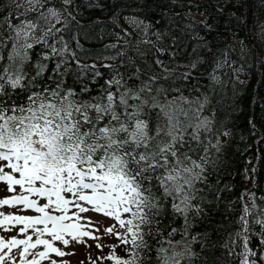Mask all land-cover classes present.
Masks as SVG:
<instances>
[{"label": "trees", "instance_id": "1", "mask_svg": "<svg viewBox=\"0 0 264 264\" xmlns=\"http://www.w3.org/2000/svg\"><path fill=\"white\" fill-rule=\"evenodd\" d=\"M46 7L61 10L64 17L48 44L67 50L53 53L42 44L30 50L27 80L36 76L38 63L47 66L32 90L60 85L77 98L90 99L101 95L108 81L121 79V91L132 89L147 100L142 116L151 128L167 122L153 104L171 105L165 110L187 127L195 150L190 155L208 161L192 201L200 211H189L186 234L184 217L169 204L162 233L145 237L151 251L139 250L143 264H159L156 249L172 228L180 230L171 237L181 242L176 250L187 246L195 254L181 264H240L237 254L245 235L258 264H264L259 260L264 231L255 222L264 218V5L252 7L249 0H72L68 5L48 0ZM28 8L26 0H0V20L19 24L31 19L39 23L40 36L48 25ZM11 34L6 25L0 28L6 43L0 64L8 63ZM26 95L21 91L18 101L23 103ZM204 120L209 123L199 129L200 140H192ZM246 207L247 232L241 219ZM117 249L125 257V246Z\"/></svg>", "mask_w": 264, "mask_h": 264}, {"label": "snow or ice", "instance_id": "2", "mask_svg": "<svg viewBox=\"0 0 264 264\" xmlns=\"http://www.w3.org/2000/svg\"><path fill=\"white\" fill-rule=\"evenodd\" d=\"M26 3L27 10L38 11V20H43L48 27L37 36L40 25L31 19L19 24L7 17L0 20V28L6 25L12 33L7 37L11 42L8 63L0 64V183L14 193L0 199V207L22 206L21 210H32L38 215L0 212V227L8 231L9 226L19 225L18 235L24 237L8 240L0 237V264H16L13 249L18 250L20 264H41L44 260L57 264L50 259V253L59 257L71 253H65L54 242L67 247L70 240L76 243H86L85 238L99 240L94 234L99 229L90 220L87 224L81 223L88 218L80 214L89 211L113 219L116 223L104 232L120 242L109 245L111 253L98 259H107L113 264H143L139 250L151 251L145 237L162 233L161 218L167 214L169 204L174 213L184 217L186 234L189 211L193 208L200 211L192 201L196 199L195 183L205 179L204 165L208 161L206 157L198 161L190 155L195 150L186 138L187 127L171 111L165 110L171 105L153 104L165 113L167 122L151 128L142 116L147 100H142L140 93L132 89L121 91V79L108 81L102 94L90 99L77 98L72 89L64 90L60 85L56 89L32 90L36 77L47 66L38 63L36 76L27 80L25 65L30 59V50L39 44L50 47L53 53L67 48L57 50L47 40L61 31L56 27L64 19L61 10L46 7L48 0H26ZM63 3L71 4L72 0H63ZM4 47L6 43L0 38V50ZM42 55L44 60L49 58L47 54ZM4 59L0 54V61ZM55 70H59V65ZM112 85H116L115 91ZM21 91L27 93L23 103L18 101ZM208 123L201 121L191 139L199 141V129L206 128ZM71 209L76 211L70 215ZM248 214L246 207L241 217L245 232ZM255 222L264 231V218H257ZM117 225L122 232L117 230ZM178 231L172 228L168 238L160 241L156 249L159 264H181L185 257L195 255L187 246L176 250L181 242L171 237ZM242 239V250L237 254L240 264H258L257 252L249 248L248 236ZM260 242L264 244V235ZM120 245L125 246V257L115 252ZM96 247L103 246L97 243ZM259 260H264V249Z\"/></svg>", "mask_w": 264, "mask_h": 264}, {"label": "rangeland", "instance_id": "3", "mask_svg": "<svg viewBox=\"0 0 264 264\" xmlns=\"http://www.w3.org/2000/svg\"><path fill=\"white\" fill-rule=\"evenodd\" d=\"M252 7L255 5V3H262L264 5V0H249ZM264 18V15H263ZM20 191L19 187H16V192L18 193ZM14 193L8 192L7 186L4 183H0V199H3L5 197H10ZM40 203H44L43 200L40 201ZM22 206H16V207H10V206H2L0 207V212L4 214H14V215H26V216H36L38 213H35L32 210H21ZM76 211V209H71V212ZM82 217H86L88 219L82 220L81 223H88V220L92 222V224L95 225V228H98L99 231L95 232L94 234L99 236V240H91L87 239L86 243H76L75 241H71L67 247H65L60 242H54V245L56 247H59L64 251L65 253H71L70 255H64L62 257L56 256L55 253H50V259L56 260L57 264H113L112 261L107 259H98L108 256L112 249L109 247V245H116L120 244V242L116 239L115 236L107 235L104 232V229L108 226H111L115 224L116 222L108 217H105L101 214H98L93 211H89L86 213L80 214ZM2 218V217H0ZM10 230L5 231L4 227H0V237H3L5 240L10 239L11 237H17L18 239H23V236L18 235L20 226L17 225L15 227L9 226ZM89 231H93L91 227L88 229ZM118 231H123V229H119V226L117 225ZM31 235V232L28 233ZM35 238V237H34ZM47 239H50V237H45ZM67 238V237H66ZM99 243L103 247L97 248L96 244ZM88 245H91V247H88ZM40 250H43L42 247ZM6 251V249H5ZM116 254L119 256V251L116 248L115 249ZM12 255L16 257V264H20L19 260V254L17 249H13ZM28 259H31V256L28 257ZM256 259V258H255ZM7 264H11V262H7ZM41 264H50L49 260H44L41 262Z\"/></svg>", "mask_w": 264, "mask_h": 264}]
</instances>
